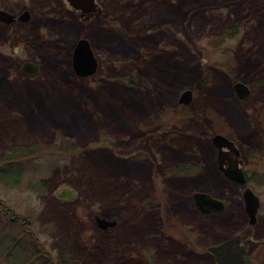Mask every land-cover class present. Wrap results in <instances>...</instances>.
I'll return each instance as SVG.
<instances>
[{"label":"rangeland","instance_id":"1","mask_svg":"<svg viewBox=\"0 0 264 264\" xmlns=\"http://www.w3.org/2000/svg\"><path fill=\"white\" fill-rule=\"evenodd\" d=\"M97 3L100 15L84 20L65 0H0V11L32 14L0 21V156L4 138L41 149L10 169L0 163V239L16 240L23 264H60L64 247L63 264H216L207 247L239 234L252 263L264 264V0ZM81 38L98 61L83 77L73 68ZM236 81L249 96H238ZM186 89L192 99L180 103ZM221 117L246 185L222 173L207 135ZM191 164L202 167L174 170ZM66 186L76 199L56 197ZM245 186L261 200L255 226ZM197 191L226 209L200 211ZM97 216L116 224L101 228Z\"/></svg>","mask_w":264,"mask_h":264},{"label":"water","instance_id":"2","mask_svg":"<svg viewBox=\"0 0 264 264\" xmlns=\"http://www.w3.org/2000/svg\"><path fill=\"white\" fill-rule=\"evenodd\" d=\"M73 9L81 11V16L86 13H91L99 8V12L102 9L99 7L96 0H67ZM31 12L29 10L22 11L21 14L15 16L9 12L0 11V21L12 22L16 19L21 21H28L31 18ZM73 68L77 75L89 76L96 72L98 67V61L91 47L89 40L81 38L78 40L75 50H73ZM23 70L28 73H34L38 71V66L31 62H25L23 64ZM234 89L241 98H246L251 93L250 87L245 84L244 81H236L234 83ZM193 96V92L190 89L184 90L180 97V103L188 104ZM212 141L215 146L220 149L218 160L221 163L220 168L224 170V173L233 181L238 182L240 185L247 184V177H245V171L240 166L237 159L229 158L227 166H224V159L227 157L229 150L235 152L236 155L240 154V150L237 147L234 140H232L226 134L217 132L212 135ZM227 148V150H224ZM77 191L72 187L66 186L58 191V196L64 200H72L77 196ZM193 198L197 208L204 213L222 212L226 208L225 202L210 193L204 191H197L193 193ZM243 198L245 201V209L250 217V223L254 224L257 220L256 213L260 206V199L258 195L249 186H245L243 190ZM97 218L98 226L101 228H107L108 226H115V221H108L105 218ZM246 247L242 243L240 238H227L220 243L212 244L208 246L209 252L213 253L217 264H249L245 258Z\"/></svg>","mask_w":264,"mask_h":264},{"label":"trees","instance_id":"3","mask_svg":"<svg viewBox=\"0 0 264 264\" xmlns=\"http://www.w3.org/2000/svg\"><path fill=\"white\" fill-rule=\"evenodd\" d=\"M233 117H234V119H238V113H237V115L235 114ZM180 123H181V121H180ZM209 126L211 127V129H209L207 131V135L212 136L216 132H225L235 140V137L233 136L234 135V129L230 125V123L228 122V120L226 118L221 117V118H218L216 120L211 119V123H209ZM11 141L5 140V138H4V146L8 145L9 147H6L4 150H2V154L0 156V163L1 164L4 163L6 168L10 169V167H12L14 165L13 164L14 160L16 161L20 158L22 159L25 157L34 156L41 151V149L35 145L36 142H35V144L31 143L29 145H26L27 143H22L21 141H19V142H15V141L11 142ZM65 141H67V144L64 145L66 148L71 149L73 147H76L71 140H65ZM28 143H30V142H28ZM11 144H13V145L11 146ZM64 146H63V148H64ZM48 148H50V147H48ZM66 148H64V150ZM200 167H202L201 164H199V165L195 164L194 166H192V164H191V165H188L187 167L186 166L185 167L176 166V167H174L175 168L174 170L177 171L178 173L190 174L194 171V168L197 169V172L200 171V169H201ZM0 169L5 170V167L0 168ZM183 170H185V172ZM8 178H10V176ZM0 180H6V178L2 179V177H0ZM5 182L8 185H13L18 181L16 180L14 182H7V181H5ZM211 216H213V215H211ZM18 223H19V221L10 220V224L12 226L16 225ZM4 240H6V242ZM17 244L18 243H16V240L12 237L5 236L3 238V241H2V239H0V257L6 255V259H5L6 264H23L25 262V261H23L24 259L22 257L16 256V252L11 251L13 247H14V249L17 247ZM195 246L197 247V244H195ZM69 250L71 251V249L69 247L68 248L64 247L63 249H61L60 252H58V257L60 258V262H61L60 264L64 263L62 258L65 256V254H67L69 252ZM71 261L73 264H75L74 261H77V260L71 259ZM251 264H253V263H251Z\"/></svg>","mask_w":264,"mask_h":264},{"label":"flooded vegetation","instance_id":"4","mask_svg":"<svg viewBox=\"0 0 264 264\" xmlns=\"http://www.w3.org/2000/svg\"><path fill=\"white\" fill-rule=\"evenodd\" d=\"M96 2H97V0H96ZM77 12H79V15H80V18L81 19H84V20H86V19H92V18H94V17H96V16H99L100 15V12H99V8H98V10H96V11H94V12H91V13H86V14H84V16H81V11L80 10H77V9H75ZM231 138V137H230ZM232 139V138H231ZM236 143V142H235ZM237 145V144H236ZM237 147H238V145H237ZM239 148V147H238ZM224 150H227V148H224ZM240 150V154L239 155H236L235 154V152H233V151H231V150H229V153H227V157H225V159H224V166H227V164H228V159L229 158H234V159H237L238 161H239V163H240V166L243 168V160L242 159H239V156H241L242 155V151H241V149H239ZM218 151L220 152V149L218 148ZM231 152L234 154V157H233V155L231 154ZM218 162H219V160H218ZM220 162H219V167H220ZM221 169V168H220ZM243 170L245 171V177H247V173H246V170L243 168ZM221 171H222V173H224V170L223 169H221ZM225 174V173H224ZM249 178L247 177V180H248ZM244 189V188H243ZM56 197H58V199L59 200H61V201H63V202H67V201H70V200H64V199H62V198H60L59 196H58V193H57V196ZM219 198V197H218ZM244 199V198H243ZM259 199H260V197H259ZM225 202V201H224ZM244 203H245V201H244ZM225 206H226V202H225ZM260 208H261V200H260V206L258 207V211H257V215H256V217H257V220H256V222L254 223V224H252V223H250V217L248 216V214H247V212H246V209H245V212H246V215H247V217H248V224L249 225H251V226H255L258 222H259V216H260ZM226 209V208H225ZM224 209V210H225ZM223 212V211H222ZM222 212H211V213H205V214H207V215H214V214H216V213H222ZM5 213H7V211H5ZM20 216L18 217V215L16 216V217H14V216H11V219L10 220H17V221H19L20 219ZM23 225H26V222L24 221L23 222ZM239 234H237V237L238 238H240V240H242V243L245 245V247H246V252H245V256H246V259H247V261L251 264L252 263V260H251V256H250V254H249V250H248V244H247V242L245 241V239L244 238H242L241 236H238ZM231 238V237H230ZM237 238V239H238ZM207 252H209V250H208V247H207V250H206ZM211 253V252H210ZM214 256V255H213ZM215 258V257H214Z\"/></svg>","mask_w":264,"mask_h":264}]
</instances>
